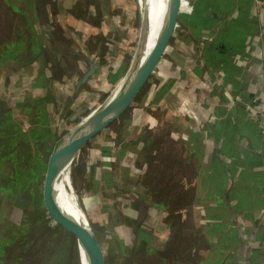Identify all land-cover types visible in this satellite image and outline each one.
<instances>
[{
	"label": "crops",
	"instance_id": "1",
	"mask_svg": "<svg viewBox=\"0 0 264 264\" xmlns=\"http://www.w3.org/2000/svg\"><path fill=\"white\" fill-rule=\"evenodd\" d=\"M25 1L30 18L32 11V20L47 38L29 60L11 61L6 75L2 68L0 100L8 108L6 115L30 134L34 125L42 124L58 138L112 83L109 73L121 60L114 51L120 40L116 31L129 24L124 15L108 11L99 24L89 23L96 30L88 32L68 21L74 15L62 13L67 20L59 31L39 23L52 20L53 2L41 0L39 6ZM117 2L123 13H130L126 1ZM160 6L163 22L172 29L163 39L169 57L157 62L160 74L154 79L150 74L142 84V104L131 109L124 132L113 128L109 144L92 147L89 159L98 168L96 180L120 191L132 179L131 165L144 131L158 127L162 118L171 123L173 133H180L181 122L186 123L182 128L192 138L186 145L198 150L203 166L199 186L209 203L202 212L209 217L210 234L214 232L209 237L217 239L221 250L206 264H264V0H160ZM101 7L105 9L104 2ZM107 48L108 62H100ZM118 120L116 116L113 121ZM143 201L136 200L132 217L142 221L139 232L148 246L163 213H150ZM7 225L1 224L0 230ZM8 234L0 232L1 241ZM161 235L158 242L164 246L166 236ZM129 245L131 255L124 264L180 263L168 254Z\"/></svg>",
	"mask_w": 264,
	"mask_h": 264
},
{
	"label": "rangeland",
	"instance_id": "2",
	"mask_svg": "<svg viewBox=\"0 0 264 264\" xmlns=\"http://www.w3.org/2000/svg\"><path fill=\"white\" fill-rule=\"evenodd\" d=\"M34 1L36 0H31V3ZM48 1L53 2L56 13L54 16L51 14L52 20L45 22L41 19L39 23H49L50 27L59 31L64 30L66 15L70 14L84 21H78L71 15L68 21L88 32L96 30L91 24H99L104 12L109 11L108 14L113 16H125L124 21L129 25L126 30L116 31L120 40L117 41L114 51L118 52L121 60L116 61V69L109 73L113 83L119 77L121 68L124 69L128 60V49L136 38V0H119L126 1V9L130 13H123V7L116 4L117 0ZM102 2L105 9L101 7ZM49 8L51 10L52 5ZM62 13L66 15L62 16ZM32 16L31 11L30 18L25 0H0L1 78L4 76L1 74L2 68L5 73L10 69L11 61L29 60L38 50L40 41L47 38L39 31V25L35 23L36 20H32ZM108 51L107 48L101 54L100 62H108ZM163 54L169 57L168 53ZM198 57L203 59L202 54ZM113 67L111 65L109 69ZM158 70L156 63L150 78L158 76ZM0 85L4 87L1 83ZM107 90L108 88L101 91L99 98L82 112L81 117L64 126L61 135L70 126L84 123L91 118V111L102 101ZM142 101L138 90L130 103L118 113V121H113V118L109 127L107 123L73 151V183L82 209L94 231L100 264H124L122 260L131 255L128 249L130 243L132 247L146 248L151 254H168L170 260H179V264L210 263V259L219 256L221 250L217 239L213 240L208 234L209 217L206 211L202 212V208L205 209L209 200L199 186H202L203 166L198 150L186 145L187 141H192L191 136L182 128L186 123L181 122L180 133L178 130L173 133L171 123L162 118L158 127L151 126L147 133L144 131L137 158L131 165L132 179L124 181L120 191H114L115 188L106 181L102 184L96 180L98 168L89 159L92 147L109 144V132L113 128H119L120 133H123L131 109L141 105ZM2 102L0 100V105ZM186 106L185 104L182 107L185 112ZM16 121L9 116L0 121V139L6 138L0 141V161L7 166L5 170L0 168V226L3 223L8 224L0 232H10L4 242L0 236V264H83L75 226L61 208L63 204L58 201V193L54 196L48 176L50 153L57 137L53 132L49 134L46 126L44 132L37 131L30 137L28 129ZM129 189L131 198L127 194ZM137 196L144 200V205H150V213H163L162 220L156 226L158 232L153 234L152 242L148 246L143 243L139 232V228L143 227L142 221L139 216L132 217V214L135 215L136 200L139 201L140 198ZM20 203L23 208L19 206ZM130 206L132 210L129 211ZM161 234L166 236L164 246L158 242Z\"/></svg>",
	"mask_w": 264,
	"mask_h": 264
},
{
	"label": "water",
	"instance_id": "3",
	"mask_svg": "<svg viewBox=\"0 0 264 264\" xmlns=\"http://www.w3.org/2000/svg\"><path fill=\"white\" fill-rule=\"evenodd\" d=\"M171 32L172 29L167 22H163L162 25H158L153 43L151 44V47L147 53L146 62L139 73L135 74L128 82L125 91L119 96L117 94L112 99L110 106L104 112L93 114L91 118H89L84 123L74 125L73 127L70 126L68 131L60 135L55 140L54 146L50 153V167L48 173L54 196L55 193L57 195L56 185L61 173L60 162L62 161L64 155L76 145L84 143V141L90 135L102 129L110 120L118 116V113L128 103H130L134 97V94L139 90V88L153 71L157 61L163 53V39L165 36L170 35ZM92 69L93 68L90 67L89 72H91ZM67 216L71 218V221L76 229V235L79 236L83 242L84 255L87 264H100L98 244L87 215L83 220L78 219L73 215L67 214Z\"/></svg>",
	"mask_w": 264,
	"mask_h": 264
},
{
	"label": "bare ground",
	"instance_id": "4",
	"mask_svg": "<svg viewBox=\"0 0 264 264\" xmlns=\"http://www.w3.org/2000/svg\"><path fill=\"white\" fill-rule=\"evenodd\" d=\"M136 4L134 8L137 10L136 21L138 23V30L132 47L128 49V60L124 69L121 68L119 71V77L108 87L102 101L91 111L93 114L104 112L110 106L112 99L117 94L118 96L121 95L125 91L131 78L143 68L147 53L153 43L157 27L163 23L164 19L160 0H136ZM78 146H80V144L67 152L60 162L61 173L56 186L59 197L58 201L63 204V210L67 214L83 220L86 214L82 209L79 195L75 190L71 169L73 162H75L73 151ZM78 238L83 264H87L83 242L79 236Z\"/></svg>",
	"mask_w": 264,
	"mask_h": 264
},
{
	"label": "trees",
	"instance_id": "5",
	"mask_svg": "<svg viewBox=\"0 0 264 264\" xmlns=\"http://www.w3.org/2000/svg\"><path fill=\"white\" fill-rule=\"evenodd\" d=\"M40 2H41V0H40ZM39 3V0H36V2H35V4H37V5H41V4H38ZM8 111V108L5 106V104L3 103V104H1L0 105V114H1V116H2V118L4 119L5 117H7L8 118V116L6 115L7 112ZM3 121V120H2ZM40 126V125H39ZM34 129H32L31 128V134L33 135V134H35L37 131H39V132H41L42 130H43V132H44V127L43 126H41V127H33ZM47 130V129H46ZM47 132H48V130H47ZM31 134H30V136H31ZM49 134H52V132H49ZM3 136H6V135H3ZM1 140H6V138L4 139H0V141ZM29 141V140H28ZM30 143V142H29ZM31 144V143H30ZM0 168H4V170L7 168V166H6V164L3 162V161H0ZM19 206L20 207H22L23 208V206H21V203L19 204ZM207 229H208V231H209V235H213L212 233H214V232H211V234H210V231H211V226L209 227V225L207 226ZM141 252V251H140Z\"/></svg>",
	"mask_w": 264,
	"mask_h": 264
},
{
	"label": "built area",
	"instance_id": "6",
	"mask_svg": "<svg viewBox=\"0 0 264 264\" xmlns=\"http://www.w3.org/2000/svg\"><path fill=\"white\" fill-rule=\"evenodd\" d=\"M164 56H165V55L162 53L161 56H160V58H159V60H160L161 58H163ZM261 119L264 121V112L262 113Z\"/></svg>",
	"mask_w": 264,
	"mask_h": 264
}]
</instances>
